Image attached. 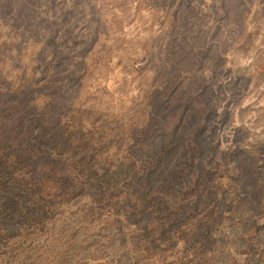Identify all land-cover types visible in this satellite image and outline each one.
I'll return each mask as SVG.
<instances>
[{
	"label": "rangeland",
	"instance_id": "374dc122",
	"mask_svg": "<svg viewBox=\"0 0 264 264\" xmlns=\"http://www.w3.org/2000/svg\"><path fill=\"white\" fill-rule=\"evenodd\" d=\"M40 49L63 61L47 77L39 71L42 87L81 102L86 125L88 109L129 117L158 88L167 108L153 141L184 140L167 167L184 179L201 168L214 176L220 152L244 156L264 141V0H0V106L2 89L22 87L23 62ZM16 122L0 113V129ZM188 189L186 179L161 197L190 204ZM43 195L0 166V264H155L133 259L151 228L119 200L90 190ZM40 202L54 211L39 217Z\"/></svg>",
	"mask_w": 264,
	"mask_h": 264
},
{
	"label": "trees",
	"instance_id": "16d2710c",
	"mask_svg": "<svg viewBox=\"0 0 264 264\" xmlns=\"http://www.w3.org/2000/svg\"><path fill=\"white\" fill-rule=\"evenodd\" d=\"M39 51L23 62L17 77L22 87L2 89L0 113L11 123L21 121L0 129V166L6 174L41 184L47 199L62 201L74 190H90L107 202L119 200L136 221L144 220L151 228L150 239L133 253L138 263L145 258L155 264H229L231 258L235 264H264V141L251 145L244 156L240 150L220 152L214 176L201 168L184 179L177 165L167 171L184 140L177 136L161 144L153 141L156 124L163 123L158 118L167 108V100L157 101L158 88H152L129 117L88 109L92 120L86 125L81 102L69 106L63 93L42 87L39 71H47V77L63 61L57 56L48 61L42 58L45 49ZM34 85L37 88H30ZM39 137L42 146L36 142ZM103 139L107 151L99 155L97 145H103ZM186 179L190 204L161 197ZM39 209V217L54 211L45 204ZM163 249L169 254L158 260Z\"/></svg>",
	"mask_w": 264,
	"mask_h": 264
}]
</instances>
